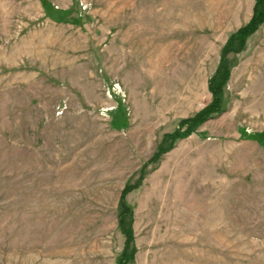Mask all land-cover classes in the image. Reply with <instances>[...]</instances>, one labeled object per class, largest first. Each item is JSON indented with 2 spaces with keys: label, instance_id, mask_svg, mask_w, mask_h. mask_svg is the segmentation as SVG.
Masks as SVG:
<instances>
[{
  "label": "rangeland",
  "instance_id": "1",
  "mask_svg": "<svg viewBox=\"0 0 264 264\" xmlns=\"http://www.w3.org/2000/svg\"><path fill=\"white\" fill-rule=\"evenodd\" d=\"M256 1L0 0V264H264Z\"/></svg>",
  "mask_w": 264,
  "mask_h": 264
},
{
  "label": "trees",
  "instance_id": "2",
  "mask_svg": "<svg viewBox=\"0 0 264 264\" xmlns=\"http://www.w3.org/2000/svg\"><path fill=\"white\" fill-rule=\"evenodd\" d=\"M264 22V0H257L254 8V14L250 22L239 29L235 34H233L227 45L223 50L222 61L217 69L215 75L210 79L209 88L213 94L214 101L210 106V112H217L221 109L222 95L225 83L230 74V63L227 54L230 52H239L244 46L246 39L249 35L255 32L258 27ZM200 119V118H199ZM131 214L129 210L122 204V212L120 213V224L123 227L128 240H132L133 230L130 225ZM126 252H128L126 250Z\"/></svg>",
  "mask_w": 264,
  "mask_h": 264
}]
</instances>
